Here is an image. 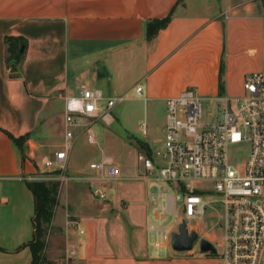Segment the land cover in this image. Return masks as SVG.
I'll return each instance as SVG.
<instances>
[{
  "label": "crops",
  "instance_id": "0c3cea01",
  "mask_svg": "<svg viewBox=\"0 0 264 264\" xmlns=\"http://www.w3.org/2000/svg\"><path fill=\"white\" fill-rule=\"evenodd\" d=\"M172 11L169 24L149 39L148 21ZM7 37L21 45L16 68L9 65ZM263 44L264 0H0V254L7 255L0 264L32 261L36 197L29 183L52 133L62 128L64 140V115L56 110L64 114L66 96L112 80L120 57L128 73L136 61L143 65L117 95L123 101L138 85L147 103L166 104L189 86L204 99L240 96L245 74L262 68ZM7 132L30 134L27 157ZM65 185L63 210L84 233L62 222L56 239L64 242L54 250L67 254L54 264H214L211 255L176 251L173 226L148 225L143 199L117 193L110 198L115 205L121 199L128 205L112 217L87 184ZM150 229L166 231L164 252L158 241L150 247ZM23 251L26 257L13 262Z\"/></svg>",
  "mask_w": 264,
  "mask_h": 264
},
{
  "label": "built area",
  "instance_id": "2783aa9c",
  "mask_svg": "<svg viewBox=\"0 0 264 264\" xmlns=\"http://www.w3.org/2000/svg\"><path fill=\"white\" fill-rule=\"evenodd\" d=\"M244 89L240 96L223 98V119L209 128L202 121L204 98L196 87L189 86L168 97L164 149L157 152L163 165L156 168L148 151L137 155L146 169L145 176L158 169L157 179L171 189L164 198L167 211L176 213L175 191L183 193L184 217H176L177 225L205 213L202 192L219 194L225 223L221 249L216 247L212 256L214 264H264V44L262 68L245 74ZM136 91L141 94L143 86L138 85ZM123 99L106 96L101 88L87 84L81 86L79 94L66 96L64 142L42 157L44 165L60 170L62 179H68V164L78 135L87 132L88 140L95 143L92 124L98 119L111 124V110ZM243 144L250 145L248 155L238 163L232 162L233 148ZM90 167L96 171L93 194L106 199L107 190L101 184L120 178L122 169L111 157L91 162ZM206 182H213L214 187H205ZM74 226L84 233L77 220Z\"/></svg>",
  "mask_w": 264,
  "mask_h": 264
},
{
  "label": "rangeland",
  "instance_id": "374dc122",
  "mask_svg": "<svg viewBox=\"0 0 264 264\" xmlns=\"http://www.w3.org/2000/svg\"><path fill=\"white\" fill-rule=\"evenodd\" d=\"M121 60L122 58L120 57L116 61V69L112 80L108 79L102 84L97 83L89 86L92 88H102L106 96L123 94L127 90L125 88L127 82L134 80L140 74L143 65H141L140 61H136V64L128 73L124 69L123 61ZM75 94H79L78 90ZM126 95V99L117 103L111 110V115L114 117V121L111 124L105 123L102 119H98L92 124L97 139L95 143H91L88 140L87 132L78 135L68 164L66 173L67 177L69 176L68 179H62L60 170L47 168L41 160L43 153H46L45 155L48 153L52 154L55 149L63 145L62 128H58L56 132L52 133L50 141L40 154L41 156L35 157L36 179L34 180H45L48 183H56L58 188L56 202L52 209L51 222L48 225L44 238L45 242L40 252V259L36 264H54L57 258L62 262V256L63 259L66 257L67 252L62 253L61 251L57 254V250H54L55 244L61 245L64 242L59 237L56 239L57 232L60 235L63 233L62 222H65V226L68 227L74 226V221L76 220L73 215H66L63 210L65 184L68 182H84L91 191V197H95L93 194L95 186L93 184H96V182L93 177L96 175V171L90 167V163L92 161H101L105 156L113 158L114 162L121 167L125 178L101 184L107 190V199L98 198L100 201L104 200L99 204V208H103V214L113 217L117 212H121L123 208L127 207L128 202L124 199H121L117 205H115L116 201L110 199L117 196V193H122L130 199L144 200L147 207L148 225L173 226L172 232L178 231L176 217H184L183 193L179 190L175 191L176 213L167 211L164 206V198L171 192V189L169 186L161 184L157 179L158 169L152 175L145 176L146 169L137 159L139 152L148 151L153 157L156 168L163 165V161L157 155V152L164 149L166 104L163 102L147 103L141 100L135 88L126 93ZM203 104L204 116L202 121L207 128H209V125L221 122L224 115V100L221 98H207L203 99ZM56 115L63 118L64 114H61L58 108ZM83 121L87 122V119ZM249 150V144H243L240 147L238 146V148L234 147L231 157L232 162L238 163L246 158ZM29 151L28 146L26 150L24 148V157H27ZM82 176L85 177L83 180L78 178ZM204 185L208 188L214 187L213 182H206ZM202 195L206 202L205 213L187 219V224L190 230L198 231L200 238L204 237L211 240L219 251L221 249V237L224 232L225 209L219 201L220 196L218 193L202 192ZM70 196H75L74 191L71 190L69 192ZM158 211L160 212L159 216H157ZM165 234L166 231L163 229H150L148 232L150 247L156 249L157 247L154 244L158 241L162 243L158 247L159 250L164 252L168 241ZM193 250H195L196 254L216 255L203 252L200 244H195ZM26 252H29L28 249ZM0 256L6 257L7 255L0 254ZM23 256L26 257L25 251L19 253L17 257L19 259L16 257L14 259L11 258L13 262H16L17 260L20 261Z\"/></svg>",
  "mask_w": 264,
  "mask_h": 264
},
{
  "label": "trees",
  "instance_id": "16d2710c",
  "mask_svg": "<svg viewBox=\"0 0 264 264\" xmlns=\"http://www.w3.org/2000/svg\"><path fill=\"white\" fill-rule=\"evenodd\" d=\"M172 17L173 11L167 16L150 19L148 21L146 30L148 38H154L160 29L166 27L169 24ZM7 41L9 43L8 50L10 52L8 56L9 65L12 68H16V65L21 61L22 58V53L20 51L21 45L16 43L13 37H7ZM7 133L18 146L22 147V149L24 142L30 136V134H25L16 137L10 132ZM29 184L36 197V214L34 218L35 235L34 240L30 243L33 252V258L30 264H36L40 259V252L45 242L44 238L47 233L48 225L51 222L52 209L56 202L58 188L56 183H48L45 180H31Z\"/></svg>",
  "mask_w": 264,
  "mask_h": 264
},
{
  "label": "water",
  "instance_id": "95a60500",
  "mask_svg": "<svg viewBox=\"0 0 264 264\" xmlns=\"http://www.w3.org/2000/svg\"><path fill=\"white\" fill-rule=\"evenodd\" d=\"M200 241V247L203 252L215 253L216 246L207 238H200L198 231L190 230L187 221L183 220L178 225V231L171 235L172 246L176 251H187L194 248V245Z\"/></svg>",
  "mask_w": 264,
  "mask_h": 264
}]
</instances>
